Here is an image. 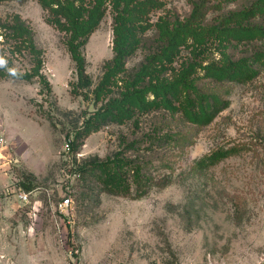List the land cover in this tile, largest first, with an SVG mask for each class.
<instances>
[{
  "label": "rangeland",
  "instance_id": "rangeland-1",
  "mask_svg": "<svg viewBox=\"0 0 264 264\" xmlns=\"http://www.w3.org/2000/svg\"><path fill=\"white\" fill-rule=\"evenodd\" d=\"M191 1L198 0H162L149 18L182 20L191 13ZM254 1L205 2V23ZM14 15L32 30L42 52L40 76L48 87L37 78L0 79V264H264L262 65L253 64L258 73L250 80L217 86L198 67L199 87L212 89L227 102L207 126L153 112L141 117L137 127L131 122L109 125L88 135L72 154L67 136L73 139L72 131L94 110V96L76 88L64 33L46 22L38 1L0 2V23ZM251 22L264 24V16ZM154 38L155 31H148L145 45L127 60L129 72L154 50ZM112 40L108 8L82 48L86 74L94 84L113 56ZM218 45L214 41L201 54V66L209 63L205 58L219 60L214 52ZM228 47L224 52L233 61L251 63L255 52H264V40ZM9 50L0 36V57L10 59L19 71L31 67L24 50L14 55ZM194 54L181 49L175 67L195 60ZM153 129L170 131L174 141L152 151L141 143L139 159L153 182L168 177L165 187H152L133 199L103 192L82 174L90 159L104 160L122 149L123 140H143ZM230 147L237 148L235 155L215 165L203 162L212 151ZM19 182L32 184V191L20 189ZM19 193L27 194L25 202L17 198Z\"/></svg>",
  "mask_w": 264,
  "mask_h": 264
},
{
  "label": "trees",
  "instance_id": "trees-1",
  "mask_svg": "<svg viewBox=\"0 0 264 264\" xmlns=\"http://www.w3.org/2000/svg\"><path fill=\"white\" fill-rule=\"evenodd\" d=\"M37 1L47 14L46 22L64 33L66 49L77 76L76 88L92 92L94 96V110L87 112L81 127L72 131L73 139L67 136V148L72 154L78 151L77 142H82L88 135L109 125L122 126L131 122L137 127L141 117L153 112L167 113L172 119L179 116L194 126H207L227 107V102L212 89H205L204 85L199 87L198 67L205 79L216 86L233 80L252 79L258 73L253 67L255 63L264 67V52H255L251 63H243L247 59L235 62L224 52L232 43L264 40V24L251 22L264 16V0H255L248 7L214 18L210 24L205 23L208 8H204L205 2L213 0L191 1V13L182 20L164 16L156 22H151L149 17L162 7V0ZM108 8L112 14L113 56L103 65L102 75L94 84L86 74L82 48ZM151 30L155 31L154 50L129 72L127 60L145 45L144 38ZM0 36L9 45V53L14 55L24 50L31 65L28 70L19 71L10 59H5L6 63L0 66V79L30 82L37 78L40 84L48 87L40 76L42 52L35 46L29 26L19 16H11L0 23ZM216 40L220 45L214 52L220 55L219 60L205 58L203 62L209 63L201 66V54H206ZM181 49H190L196 59L191 58L176 68ZM172 141L174 137L170 131L163 133V130L153 129L143 140H123L122 149L104 160L90 159L81 172L92 177L103 192L139 199L152 187L162 188L169 183L168 177L153 182L144 173V165L139 159L140 144L146 143L148 148L145 149L152 151L157 144L158 148ZM129 151L136 153V157L127 156ZM237 151L235 147L220 148L212 151L203 162L208 166L215 165ZM18 186L26 192L33 189L29 182H19Z\"/></svg>",
  "mask_w": 264,
  "mask_h": 264
},
{
  "label": "built area",
  "instance_id": "built-area-1",
  "mask_svg": "<svg viewBox=\"0 0 264 264\" xmlns=\"http://www.w3.org/2000/svg\"><path fill=\"white\" fill-rule=\"evenodd\" d=\"M17 198L21 201V202H25L27 200V194L25 193H19Z\"/></svg>",
  "mask_w": 264,
  "mask_h": 264
},
{
  "label": "clouds",
  "instance_id": "clouds-1",
  "mask_svg": "<svg viewBox=\"0 0 264 264\" xmlns=\"http://www.w3.org/2000/svg\"><path fill=\"white\" fill-rule=\"evenodd\" d=\"M5 63H6L5 60L2 57H0V66H3ZM10 71H12V70H10Z\"/></svg>",
  "mask_w": 264,
  "mask_h": 264
}]
</instances>
